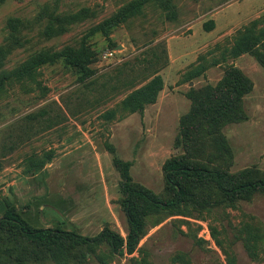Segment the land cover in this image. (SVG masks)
Returning a JSON list of instances; mask_svg holds the SVG:
<instances>
[{
    "label": "rangeland",
    "instance_id": "1",
    "mask_svg": "<svg viewBox=\"0 0 264 264\" xmlns=\"http://www.w3.org/2000/svg\"><path fill=\"white\" fill-rule=\"evenodd\" d=\"M131 1L0 0V71L82 43L94 72L81 80L58 60L0 85V217L13 208L35 228L124 237L116 160L128 163L132 185L165 200L172 158L238 182L264 178V67L254 51L230 50L252 20L264 24V0H160L107 34L94 30ZM208 19L214 26L205 30ZM254 49L264 55V45ZM232 67L242 78L237 90L221 82ZM154 75L163 80L154 102L120 107ZM183 183L187 201L146 214L133 253L114 254L106 241L66 242L71 264H264V191L229 197L208 181ZM52 259L50 248L1 230L0 264Z\"/></svg>",
    "mask_w": 264,
    "mask_h": 264
},
{
    "label": "trees",
    "instance_id": "2",
    "mask_svg": "<svg viewBox=\"0 0 264 264\" xmlns=\"http://www.w3.org/2000/svg\"><path fill=\"white\" fill-rule=\"evenodd\" d=\"M160 0H134L122 7L111 17L99 23L94 30H100L107 34L110 27L127 20L129 17L139 13L143 6L148 3L159 2ZM264 23V18H263ZM10 26L15 25L14 20H8ZM214 26L212 19L204 22L205 30H210ZM257 44L264 45V24L260 20H252L235 37L231 47L234 56L245 52L254 51L257 60L264 67V55L260 54L255 48ZM58 60L63 61L67 66L78 69L82 79H87L93 75V71L88 67L90 53L85 50L84 44L79 47L66 46L59 50L43 51L28 58L19 68L11 71H0V85L8 80H12L24 73H30L38 66L54 63ZM225 85L233 84L232 89L243 86L241 75L232 67L225 73L221 80ZM220 82V83H221ZM163 86V80L159 75H154L150 80L134 89L125 97L120 107L123 109H141L145 104L155 101L158 92ZM110 114H114L111 109ZM215 121V119H210ZM205 121V120H204ZM209 121V120H206ZM184 134L188 137V124L182 121ZM117 167L123 177V211L128 223V230L123 237L111 229L104 228L94 237L66 231L57 228H35L28 224L13 208L7 209L0 217V232L4 227L11 228L19 232L30 243L51 249L52 260L55 264H71L69 249L65 246L66 242L72 244H95L106 241L110 246L111 252L117 255L133 253L142 235L144 216L157 209H173L185 203L189 197L188 190L183 181H208L213 184L221 193L229 197H237L253 190L264 191V178L256 180L238 182L233 176L224 171L210 169L202 166H194L182 162L177 158L167 161L164 166V178L172 191V196L168 199H161L151 190L143 186L131 184L128 172V163L116 160ZM140 260V259H139ZM137 260L136 264H145V261ZM104 263V259H100Z\"/></svg>",
    "mask_w": 264,
    "mask_h": 264
}]
</instances>
